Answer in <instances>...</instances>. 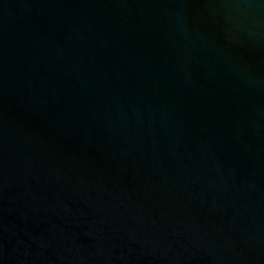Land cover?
<instances>
[{
	"label": "water",
	"instance_id": "1",
	"mask_svg": "<svg viewBox=\"0 0 264 264\" xmlns=\"http://www.w3.org/2000/svg\"><path fill=\"white\" fill-rule=\"evenodd\" d=\"M0 264H264V0H0Z\"/></svg>",
	"mask_w": 264,
	"mask_h": 264
}]
</instances>
